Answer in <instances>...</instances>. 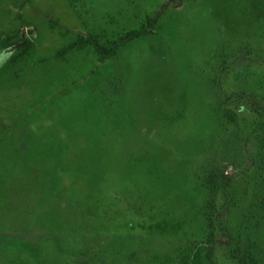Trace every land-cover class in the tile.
Returning a JSON list of instances; mask_svg holds the SVG:
<instances>
[{
	"label": "rangeland",
	"instance_id": "374dc122",
	"mask_svg": "<svg viewBox=\"0 0 264 264\" xmlns=\"http://www.w3.org/2000/svg\"><path fill=\"white\" fill-rule=\"evenodd\" d=\"M147 18L111 58L67 50ZM15 32L32 45L0 56V264H175L185 239L264 264V140L243 141L248 97L224 102H264V0H0Z\"/></svg>",
	"mask_w": 264,
	"mask_h": 264
},
{
	"label": "trees",
	"instance_id": "16d2710c",
	"mask_svg": "<svg viewBox=\"0 0 264 264\" xmlns=\"http://www.w3.org/2000/svg\"><path fill=\"white\" fill-rule=\"evenodd\" d=\"M154 19L147 18L146 19V27L141 28L138 31L129 32L123 36L117 38L116 41L112 42L107 46H102L97 43L94 39L86 38L83 39L80 37L79 39L75 40L72 43H69L67 50H74L78 49L85 44H90L93 46L94 50L99 54L100 58L103 59L104 57L111 58L116 53V50L119 46H122L124 43L129 42L131 40L147 36L151 34L147 27L153 24ZM18 45L16 49L14 46ZM32 43L30 39L20 33H12L7 35L4 39L0 40V48L9 49L12 54L8 58V62H17L22 58V56L28 52ZM248 97L251 100V109L250 111L254 113V120H256V131L251 135L245 137L243 139L244 143H247L251 139L256 140H264V102L247 95L246 93H240L233 97L227 98L224 102L229 104L231 102H236L241 98ZM243 156L249 160L245 166L250 167L252 166L254 160L250 158L247 152L243 151ZM218 179L216 180V190L220 193L222 197V203L216 212L214 213V222L216 223L217 229L221 232V234L228 236L231 240L232 235L228 231V229L224 226L222 221L219 219V215L223 213V211L229 205L232 194L230 191L232 185V178L228 177L224 173H220L217 175ZM233 177V176H232ZM210 219V218H209ZM212 219H210L211 221ZM215 244L216 242L209 239L204 240H196V239H185L180 241L177 245H172L174 251L176 252L174 257L168 256L175 261V264H216V260L214 258V251H215Z\"/></svg>",
	"mask_w": 264,
	"mask_h": 264
},
{
	"label": "flooded vegetation",
	"instance_id": "af4514ba",
	"mask_svg": "<svg viewBox=\"0 0 264 264\" xmlns=\"http://www.w3.org/2000/svg\"><path fill=\"white\" fill-rule=\"evenodd\" d=\"M6 49V48H5ZM9 51H11V50H9V49H6V52L5 51H3L2 53H0V56H1V54L3 55V53H8Z\"/></svg>",
	"mask_w": 264,
	"mask_h": 264
}]
</instances>
